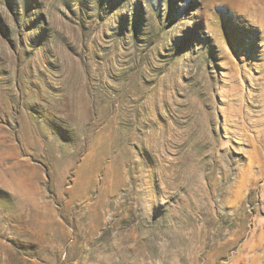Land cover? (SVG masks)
I'll return each instance as SVG.
<instances>
[{
    "label": "rangeland",
    "instance_id": "374dc122",
    "mask_svg": "<svg viewBox=\"0 0 264 264\" xmlns=\"http://www.w3.org/2000/svg\"><path fill=\"white\" fill-rule=\"evenodd\" d=\"M0 264H264V0H0Z\"/></svg>",
    "mask_w": 264,
    "mask_h": 264
}]
</instances>
